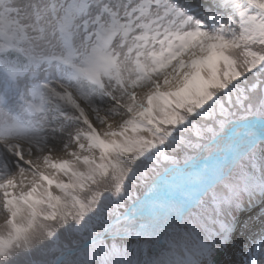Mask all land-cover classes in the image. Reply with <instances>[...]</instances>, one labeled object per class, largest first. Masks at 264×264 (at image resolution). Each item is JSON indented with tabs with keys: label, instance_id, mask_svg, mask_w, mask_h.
Listing matches in <instances>:
<instances>
[{
	"label": "snow or ice",
	"instance_id": "snow-or-ice-1",
	"mask_svg": "<svg viewBox=\"0 0 264 264\" xmlns=\"http://www.w3.org/2000/svg\"><path fill=\"white\" fill-rule=\"evenodd\" d=\"M125 192L155 264H264V0H0V264Z\"/></svg>",
	"mask_w": 264,
	"mask_h": 264
},
{
	"label": "rangeland",
	"instance_id": "rangeland-1",
	"mask_svg": "<svg viewBox=\"0 0 264 264\" xmlns=\"http://www.w3.org/2000/svg\"><path fill=\"white\" fill-rule=\"evenodd\" d=\"M114 198L116 199L112 205H110L108 199H101L98 202V205L93 209V211L89 212L85 216L81 223L70 221L68 223L69 226L67 229L70 232L73 231V233H71L70 235V238L76 239L78 236L85 237L86 234L90 235L94 231L100 230L101 228L99 224H102L105 220L109 219L110 216H112V212L117 211V209L123 210V208L127 204H129L130 201L136 199L135 197L130 198L127 192L122 194L120 197ZM68 224L62 225V227H66ZM87 224L91 228L89 227L88 230L84 228L85 231L79 230L78 232H75V227H77V225L83 226ZM134 233L136 236H132L133 234L129 231V236H125L120 239H108L105 241H101L100 243L94 244L92 245L94 247L91 248V252L88 251L89 249L83 252L85 256L82 259L92 260L93 257L97 255V257L100 259L99 264H137L139 262V259L141 260L143 255L145 256V259H150L154 255V253L151 251L152 248L145 249V237L143 235V232L141 233L139 232V230H135ZM76 240L79 239L77 238ZM50 241L51 240H47L43 242L38 248L28 253L29 255H33L32 257H35V260L29 256L22 255L21 258L17 260L14 264H19V262H21V264H27L26 262L22 261V259L24 258L33 260L32 264H50L53 261L54 253L56 254V251L59 250L62 246V244H58L55 248L54 246H50L51 250H49V253L51 251V254H47L46 256L42 255V257H38V255L41 254L43 249H46L45 252L48 251ZM102 257L104 258L102 259ZM75 262L77 263V260L71 258L64 264H76Z\"/></svg>",
	"mask_w": 264,
	"mask_h": 264
},
{
	"label": "trees",
	"instance_id": "trees-1",
	"mask_svg": "<svg viewBox=\"0 0 264 264\" xmlns=\"http://www.w3.org/2000/svg\"><path fill=\"white\" fill-rule=\"evenodd\" d=\"M56 244H57V243H54V241L51 240L50 243H49V246H55ZM66 245H68V244H66ZM68 246H69V245H68ZM68 246H66V247H68ZM45 250H46V249H43L42 252H41V254H39V256L44 255V254L46 253ZM49 250H51V249L49 248L48 251H49Z\"/></svg>",
	"mask_w": 264,
	"mask_h": 264
},
{
	"label": "bare ground",
	"instance_id": "bare-ground-1",
	"mask_svg": "<svg viewBox=\"0 0 264 264\" xmlns=\"http://www.w3.org/2000/svg\"><path fill=\"white\" fill-rule=\"evenodd\" d=\"M64 264V263H63Z\"/></svg>",
	"mask_w": 264,
	"mask_h": 264
}]
</instances>
